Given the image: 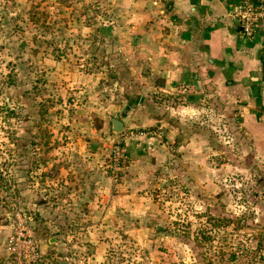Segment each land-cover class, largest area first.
<instances>
[{
	"label": "rangeland",
	"instance_id": "1",
	"mask_svg": "<svg viewBox=\"0 0 264 264\" xmlns=\"http://www.w3.org/2000/svg\"><path fill=\"white\" fill-rule=\"evenodd\" d=\"M113 9L108 0H0V264H264V160L240 143L233 123L221 126L214 116L204 119L207 159L214 169L229 165L223 166L227 171L214 170L207 181L192 179L197 164L185 153L174 170L178 180L160 182L142 198L151 214L149 230L133 229L131 239L129 228H115L112 242L95 251L94 244L74 241L71 228L46 219L47 211L33 220L32 203L56 189L49 181L56 183L57 172L51 162L44 169V160L56 164L65 153L61 144L68 135L60 132L72 119L65 104L70 88L82 87L70 91L74 103L86 97L81 74L72 86L67 79L90 71L85 62L98 60L87 45ZM103 72V80L95 79L102 90L96 98L124 104L126 80ZM176 113L182 122L178 150H192L184 142L192 136V108ZM106 131L108 153L130 132L113 133L109 122ZM143 133L166 136L153 126ZM39 164L44 167L35 169ZM106 166L117 180L121 168Z\"/></svg>",
	"mask_w": 264,
	"mask_h": 264
},
{
	"label": "crops",
	"instance_id": "2",
	"mask_svg": "<svg viewBox=\"0 0 264 264\" xmlns=\"http://www.w3.org/2000/svg\"><path fill=\"white\" fill-rule=\"evenodd\" d=\"M108 1L115 9L108 21L93 28L95 41L87 45L98 60L85 62L90 71L67 79L72 86L79 73V81L84 78L88 85L83 89L86 97L78 103L70 91L82 87L68 90L65 104L72 119L60 132L68 135L61 144L65 153L56 164L50 159L44 160L45 167H35L47 169L52 163L57 177L56 183L49 182L56 189L45 192L46 197L29 209L33 220L40 218L42 209L47 211L46 219L71 228L74 241L94 244L95 251L112 242L115 228H129L131 239L133 229L149 230L151 214L142 198L158 183L178 180L174 170L185 162V153H192L193 167L197 164L192 179L207 181L214 170L222 175L227 171L225 163L214 169L207 159L204 119L214 116L221 126L233 123L240 143L264 160V28L259 26L252 38L243 35L230 16L241 0ZM105 69L114 79L127 82L124 104L118 107L96 98L102 90L95 79L103 80ZM120 107V134L124 129L130 132L120 142L121 170L113 180L106 166L110 164L106 129ZM183 108H192V136L184 141L192 150L186 152L178 150L180 141L175 138L182 131L176 112ZM151 126L166 131L164 140L143 133ZM49 140L46 147H51Z\"/></svg>",
	"mask_w": 264,
	"mask_h": 264
},
{
	"label": "built area",
	"instance_id": "3",
	"mask_svg": "<svg viewBox=\"0 0 264 264\" xmlns=\"http://www.w3.org/2000/svg\"><path fill=\"white\" fill-rule=\"evenodd\" d=\"M230 16L237 22L243 35L252 38L259 26L264 28V0H241L234 6ZM123 158L120 142L110 150L111 169L118 170Z\"/></svg>",
	"mask_w": 264,
	"mask_h": 264
},
{
	"label": "water",
	"instance_id": "4",
	"mask_svg": "<svg viewBox=\"0 0 264 264\" xmlns=\"http://www.w3.org/2000/svg\"><path fill=\"white\" fill-rule=\"evenodd\" d=\"M264 65V62H263ZM111 131L113 133H120L123 130V122L120 120L118 115H114L110 118Z\"/></svg>",
	"mask_w": 264,
	"mask_h": 264
}]
</instances>
